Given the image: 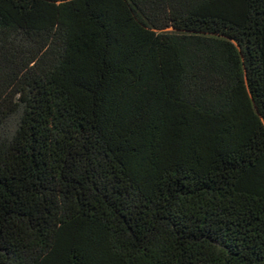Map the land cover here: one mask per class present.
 Instances as JSON below:
<instances>
[{
	"label": "trees",
	"instance_id": "obj_1",
	"mask_svg": "<svg viewBox=\"0 0 264 264\" xmlns=\"http://www.w3.org/2000/svg\"><path fill=\"white\" fill-rule=\"evenodd\" d=\"M0 264H264V0H0Z\"/></svg>",
	"mask_w": 264,
	"mask_h": 264
}]
</instances>
